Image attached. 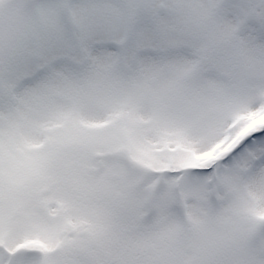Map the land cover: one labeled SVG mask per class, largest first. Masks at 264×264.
<instances>
[{
	"label": "rangeland",
	"instance_id": "obj_1",
	"mask_svg": "<svg viewBox=\"0 0 264 264\" xmlns=\"http://www.w3.org/2000/svg\"><path fill=\"white\" fill-rule=\"evenodd\" d=\"M101 2L134 3L138 18L155 5L170 19L173 4L201 0ZM63 3L0 0V26L20 41L11 55L0 46V264H102L129 254L143 238L129 229L131 215L155 217L162 193L264 127V63L255 56L199 77L150 59L36 76L25 28L42 6ZM219 187L202 231L193 227L200 201L181 198L170 254L264 264V171L224 176ZM226 233L242 243L215 246Z\"/></svg>",
	"mask_w": 264,
	"mask_h": 264
},
{
	"label": "snow or ice",
	"instance_id": "obj_2",
	"mask_svg": "<svg viewBox=\"0 0 264 264\" xmlns=\"http://www.w3.org/2000/svg\"><path fill=\"white\" fill-rule=\"evenodd\" d=\"M174 15L162 18L155 5L137 16V5L112 6L101 0H81L40 8L39 19L26 26L32 40L29 69L36 76L58 70L74 73L93 62L107 65L152 60L171 67L181 78L227 72L249 56L264 63V0H201L173 4ZM64 15L57 19L58 12ZM0 46L9 55L20 41L9 27L0 26ZM264 171V127L244 136L226 155L207 167L190 170L185 182L172 185L156 199L155 217L133 214L128 227L141 240L132 251L102 264H252L239 256L209 253L191 258L170 254L177 233L173 218L181 211V198L195 196L203 209L193 227L202 231L212 219L222 177ZM239 235L226 233L215 246L240 245Z\"/></svg>",
	"mask_w": 264,
	"mask_h": 264
}]
</instances>
